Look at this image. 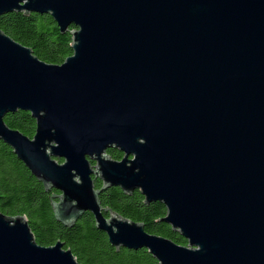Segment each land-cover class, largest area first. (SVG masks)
I'll list each match as a JSON object with an SVG mask.
<instances>
[{"label":"water","instance_id":"1","mask_svg":"<svg viewBox=\"0 0 264 264\" xmlns=\"http://www.w3.org/2000/svg\"><path fill=\"white\" fill-rule=\"evenodd\" d=\"M13 12L73 27L61 65L0 30V142L60 193L55 220L89 213L112 248L159 264H264V0H0ZM16 111L32 139L4 123ZM114 187L161 203L187 246L103 209ZM0 264L79 263L0 213Z\"/></svg>","mask_w":264,"mask_h":264},{"label":"trees","instance_id":"2","mask_svg":"<svg viewBox=\"0 0 264 264\" xmlns=\"http://www.w3.org/2000/svg\"><path fill=\"white\" fill-rule=\"evenodd\" d=\"M0 30L48 65H61L72 55L70 32L73 27L61 33L49 15L26 12L6 14L0 17ZM4 123L25 137H34L36 121L27 112L9 113L4 117ZM107 154L115 161L123 158L117 150H107ZM57 162L63 163L62 160ZM94 186L99 190L102 182L94 179ZM59 194L53 189L46 191L18 161L12 150L0 142V213L7 218L24 217L38 245L52 247L60 242L79 264H159L144 249L112 248L107 236L96 229L89 213H85L72 226L65 227L58 223L52 203ZM99 200L103 209L124 220L142 224L146 233L166 238L179 246H187V241L162 221L167 212L161 203L146 205L138 191L129 195L116 187L102 192Z\"/></svg>","mask_w":264,"mask_h":264}]
</instances>
